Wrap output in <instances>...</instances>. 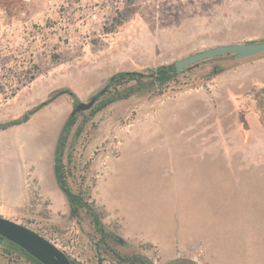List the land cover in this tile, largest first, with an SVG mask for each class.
<instances>
[{
	"label": "rangeland",
	"instance_id": "obj_1",
	"mask_svg": "<svg viewBox=\"0 0 264 264\" xmlns=\"http://www.w3.org/2000/svg\"><path fill=\"white\" fill-rule=\"evenodd\" d=\"M262 41L264 0H0V124L62 93L0 130L32 167L23 173L32 208L8 220L79 264H123L114 252L264 264V53L203 61L162 88L145 78L141 92L103 108L111 88L75 114L66 181L108 240L84 209L70 215L53 175L62 126L115 74ZM0 264L30 263L0 244Z\"/></svg>",
	"mask_w": 264,
	"mask_h": 264
},
{
	"label": "trees",
	"instance_id": "obj_2",
	"mask_svg": "<svg viewBox=\"0 0 264 264\" xmlns=\"http://www.w3.org/2000/svg\"><path fill=\"white\" fill-rule=\"evenodd\" d=\"M177 75L178 74L175 71L174 64L158 67L154 70H151L147 75H143L137 72L118 73L112 76L108 81V83L106 84V86L96 95H99L100 96L99 99H100L101 97L105 96L111 90V88H113L114 95L109 97L106 101H104V103L101 104V106L104 108L114 101L127 99L141 92L144 89V87H142L144 85H142L141 82L145 78L151 79L150 84L152 86L157 85L158 87L162 88L172 79L176 78ZM120 85L121 86L127 85V86L124 87L123 90L119 91L117 87ZM101 92L102 94H100ZM64 93L69 94L70 96H72V98H75L74 95H72L69 92H64ZM60 94L62 93H59L53 96L52 98H50L49 100L36 106L22 120L10 121L7 123L0 124V130H6L12 126H17L26 123L29 120L30 116H32L42 107L54 101ZM75 122H76L75 115L68 117V119L62 126V129L58 135L53 153V175L59 190L61 191V193L63 194V196L65 197L68 203L70 215L72 217H77L79 215V211L81 209H84L87 212V214L90 216L94 229L96 233L100 236V240L102 241L105 239L108 240L110 238V235L105 231L98 213L91 205H89L83 199L81 195L74 193L69 188L66 181V176L64 172V163H63V153L67 142V136L71 128L74 126ZM0 244L5 246L6 252L9 256L14 254L15 256L25 259L30 264H41L37 260L29 256L26 252L22 251L19 247H17L16 245H12L6 240H0ZM114 254L119 258V261L122 262L123 264H153L150 260L140 255L121 256L116 252H114ZM74 263L79 264L76 262ZM167 264H195V263L189 260L177 259Z\"/></svg>",
	"mask_w": 264,
	"mask_h": 264
},
{
	"label": "water",
	"instance_id": "obj_3",
	"mask_svg": "<svg viewBox=\"0 0 264 264\" xmlns=\"http://www.w3.org/2000/svg\"><path fill=\"white\" fill-rule=\"evenodd\" d=\"M263 53L264 41L219 45L176 61L174 62V67L176 73L180 74L184 69L213 58L234 56L236 59H247ZM99 97V95H95L89 103H79L71 113V116L79 112L89 111L98 101ZM0 240H6L12 245H16L41 264H75L49 241L8 219L0 218Z\"/></svg>",
	"mask_w": 264,
	"mask_h": 264
},
{
	"label": "crops",
	"instance_id": "obj_4",
	"mask_svg": "<svg viewBox=\"0 0 264 264\" xmlns=\"http://www.w3.org/2000/svg\"><path fill=\"white\" fill-rule=\"evenodd\" d=\"M50 123L56 124L54 117ZM19 153L14 143L0 140V218H16L32 208L30 190L23 174L31 171L32 167L25 165V153H21L22 157ZM40 154L44 153L38 154V162Z\"/></svg>",
	"mask_w": 264,
	"mask_h": 264
}]
</instances>
